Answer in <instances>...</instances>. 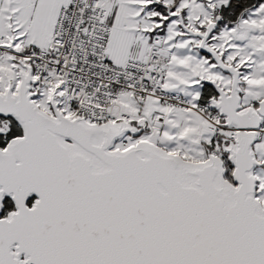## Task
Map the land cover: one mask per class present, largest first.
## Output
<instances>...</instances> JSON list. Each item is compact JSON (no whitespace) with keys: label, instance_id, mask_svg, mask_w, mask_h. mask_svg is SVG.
I'll return each instance as SVG.
<instances>
[{"label":"snow or ice","instance_id":"6c2138e0","mask_svg":"<svg viewBox=\"0 0 264 264\" xmlns=\"http://www.w3.org/2000/svg\"><path fill=\"white\" fill-rule=\"evenodd\" d=\"M0 264H264V0H0Z\"/></svg>","mask_w":264,"mask_h":264}]
</instances>
